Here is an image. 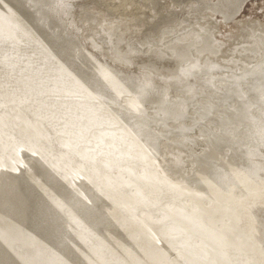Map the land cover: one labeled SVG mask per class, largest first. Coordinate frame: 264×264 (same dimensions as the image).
<instances>
[{"label": "bare ground", "instance_id": "bare-ground-1", "mask_svg": "<svg viewBox=\"0 0 264 264\" xmlns=\"http://www.w3.org/2000/svg\"><path fill=\"white\" fill-rule=\"evenodd\" d=\"M54 1L0 0V123L11 120L8 85L23 83L17 101L19 118L26 120L18 130L23 138L10 141L9 149L11 155L23 146L33 153V168L41 177L38 185L21 180L16 187L20 175L10 185L0 176L1 197L7 199L0 215V264H171V250L179 243L183 250L175 251L184 264H252V236L241 228L243 210L224 192L227 178L242 192L239 200L258 199L263 192L264 56L253 68L227 78L229 90L219 97L224 110L214 113L219 102L201 104L204 119L209 117L220 132L206 129L208 149L193 156L194 172L180 183L156 171L151 158L159 154L163 136L183 135L195 126L186 125L193 119L191 86H176L181 96L168 94L161 84L128 76L84 52L58 17ZM130 1L120 0L119 7ZM40 32L46 34L45 46L36 39ZM27 34L34 43L25 42ZM260 39L264 47V35ZM42 66L49 72L41 78L49 74L57 82L33 88L28 72ZM33 115L37 123L28 121ZM95 129L100 131L94 134ZM11 157L5 173L16 161ZM123 162L131 165L129 179L111 174ZM139 165L146 173L135 172ZM236 190L228 187L230 193ZM224 214L232 221L226 222ZM14 234L28 245L25 260L5 250L3 241Z\"/></svg>", "mask_w": 264, "mask_h": 264}, {"label": "rangeland", "instance_id": "rangeland-1", "mask_svg": "<svg viewBox=\"0 0 264 264\" xmlns=\"http://www.w3.org/2000/svg\"><path fill=\"white\" fill-rule=\"evenodd\" d=\"M131 1L123 8L119 7L120 0H55L53 6L64 26L66 25V29L78 38L84 52L93 54L102 62L113 65L128 76L161 84L165 92H169L168 94L181 96L182 88L176 86L181 84L191 86L193 97L189 101V112L193 119L187 120L186 125L191 127L195 123V126L183 135L171 133L170 137L163 136L159 142V154L151 158L154 169L162 176L187 183L195 168L193 156L201 155L208 149L206 129L211 128L215 133L220 132V128L212 125L209 117L204 119L201 104L205 101L219 102V97L224 96V92L229 90L227 78L234 73H244L253 68L264 56V47L260 39V36L264 35V0ZM184 25H187L185 29ZM51 26L52 31L55 27L52 24ZM36 35V39L42 40L45 39L46 34L40 32ZM29 38L27 34L26 39ZM29 40L25 41L28 45L34 41V39ZM40 42L43 46L47 45L43 40L38 42L39 45ZM35 68L38 71H34L33 74L32 70L28 72L32 82L30 86L33 88L40 89L44 85L57 82L49 74L45 77L42 75L41 78V74L46 70L49 72V69H45L44 66L41 67L42 69ZM203 68H210L211 71H204ZM261 78H264V74ZM16 84L8 85L6 106L8 105L7 112L11 120L9 119V124L6 123L5 126L2 123L8 121L0 123V176L6 177L10 185L13 183L11 178L20 175L21 179L14 183L16 187L21 180L25 182L27 176L30 177L27 179L34 178L33 183L29 180L32 185H38L41 177L33 168L35 156L24 146L20 148L21 150L16 148L17 152L13 153L16 161L13 166L11 165V172L5 173L9 167L8 163L13 159L9 149L10 141L23 138L22 135H18V130L26 121L24 118H19L21 111L17 108L18 96L26 86L21 82ZM242 88L245 92H249L245 84H242ZM231 89H236V86H231ZM233 104L236 102L234 101ZM221 110H224V104L219 102L214 108V113L218 114ZM28 118V121L38 122L35 115ZM170 126L176 130L181 127L174 122H171ZM157 127L160 132L165 131L163 125ZM99 131L95 129L92 132L96 134ZM106 141L110 143L111 139L107 138ZM81 148L85 149L86 146L83 145ZM228 153L230 149L226 148L223 156L225 159ZM260 160L264 162L263 158ZM100 161L105 162V158L101 157ZM80 163V159L77 158L75 164ZM130 169L131 165L123 162L120 167L112 169L111 174L122 175L123 178L129 179ZM135 172L139 175L146 173L140 165L136 167ZM32 174L34 177L31 176ZM262 177L263 181L259 187L263 192L258 199L246 195L239 200L242 192L238 191L235 180L229 178L225 180L227 193L224 192V195L233 206L242 208L241 228L252 236L249 244V251L253 257L252 264H264V172ZM248 183L252 187L256 186L253 182ZM191 186L196 188V183L192 181ZM234 186L237 187L234 194L228 192V187ZM16 190L18 192V189ZM3 194L4 190H0V215L7 200L1 197ZM205 204L211 206L212 203L206 199ZM170 207H173V204ZM68 211L69 208L66 207L62 214L65 216ZM157 217L163 219L162 213ZM223 219L226 222L232 221L227 214L223 215ZM5 242L7 245L14 242L10 248L5 247L8 256L13 254L19 260H25L24 252L28 246L25 239L22 240L20 235L14 234L11 239L3 241L6 246ZM98 244L96 243L95 246L97 247ZM180 245L179 243L173 247V253L171 250L169 256L171 264H184L177 255L182 249ZM176 249H178L177 253ZM135 264L139 263L135 262Z\"/></svg>", "mask_w": 264, "mask_h": 264}, {"label": "water", "instance_id": "water-1", "mask_svg": "<svg viewBox=\"0 0 264 264\" xmlns=\"http://www.w3.org/2000/svg\"><path fill=\"white\" fill-rule=\"evenodd\" d=\"M21 175H23L24 177H25V175L24 174H21ZM27 176V175H26ZM26 178V183H28L29 182V180L30 179H27V177H25ZM32 181V180H31ZM33 182V181H32ZM28 184H30V183H28ZM6 243V242H5ZM14 242H12L11 244L9 243L8 245H7V243H6V246L5 247H8V248H10V246L13 244ZM102 243V242H101ZM26 246V245H25ZM12 249V248H11ZM23 250V249H22ZM25 251V247H24V250H23V252Z\"/></svg>", "mask_w": 264, "mask_h": 264}]
</instances>
